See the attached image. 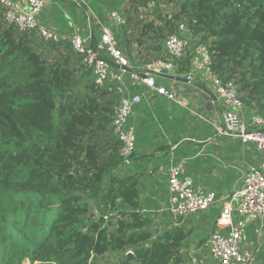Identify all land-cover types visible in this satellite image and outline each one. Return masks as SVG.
<instances>
[{"label":"trees","instance_id":"16d2710c","mask_svg":"<svg viewBox=\"0 0 264 264\" xmlns=\"http://www.w3.org/2000/svg\"><path fill=\"white\" fill-rule=\"evenodd\" d=\"M86 3L96 15L94 44L100 22L111 24L113 10L126 15L127 23L114 30L127 51L133 44L149 46L159 57L178 23H186L208 45L214 72L236 83L248 114L264 118V0ZM163 4L172 6L169 13ZM191 56L181 61L179 74L191 69ZM143 90L131 86L132 93ZM118 99L113 84L97 85L70 43L19 31L4 19L0 4V264H109L111 254L119 255L118 264H183V249L193 241L201 245L204 233L217 229L220 209L212 207L203 212L208 225L197 231L187 228L188 216L154 234L155 214L144 212L142 197L157 177L166 186L156 172L170 158L134 155L129 167H120L121 143L112 130ZM200 123L199 140L216 134L214 125ZM249 147L246 152L257 151L253 143ZM206 161L204 173L215 167L212 156ZM203 162L188 161V172L195 176L189 168ZM254 222L248 232L256 241ZM257 260L264 264V242Z\"/></svg>","mask_w":264,"mask_h":264},{"label":"built area","instance_id":"2783aa9c","mask_svg":"<svg viewBox=\"0 0 264 264\" xmlns=\"http://www.w3.org/2000/svg\"><path fill=\"white\" fill-rule=\"evenodd\" d=\"M48 2L0 0L3 17L9 24L21 32H36L46 41L70 43L82 57L83 63L92 69L97 85L115 86L119 99L113 109L112 130L121 143L120 167L123 169L133 163L136 152L137 128L130 120L136 108L151 92L166 97L170 102H179L177 89L160 83L159 78L164 75L182 76L178 73L181 61L191 51V69L183 76L193 82L196 73H203L216 89L224 107L222 121L215 127L216 134L213 136L234 138L242 147L253 143L260 160L252 163L242 182L225 195H219L215 189H206L190 175L187 160L160 164L156 173L164 178L169 195L166 200L159 202L160 207L156 211L181 219L218 207L220 215L217 229L200 246L193 245L192 249L186 251L187 246L182 254L184 251L187 253L190 264H209L200 253H208L215 264H257L259 249L264 242V118L255 113L248 114L236 83L223 81L214 72L208 45L200 42L186 23L180 22L177 31L165 40L161 56L135 66L119 47L114 30L127 23L122 11L113 10L110 13L111 24L100 22L101 38L94 44L90 34L83 35L79 31L64 34L42 23L40 15ZM194 41L197 43L194 44ZM127 75L131 79L130 83L126 81ZM131 86L143 87L144 90L132 93ZM255 219L258 222L256 241L250 239L247 225L242 223L243 220ZM126 254L133 255V251L128 250Z\"/></svg>","mask_w":264,"mask_h":264},{"label":"crops","instance_id":"0c3cea01","mask_svg":"<svg viewBox=\"0 0 264 264\" xmlns=\"http://www.w3.org/2000/svg\"><path fill=\"white\" fill-rule=\"evenodd\" d=\"M83 1L85 4L78 3L75 0H49L40 15V21L52 28L58 29L64 34L79 31L83 35H91L96 15L86 3V1L90 2L91 0ZM133 47L135 50L137 49V52L138 50L141 52L145 50L144 47H137L136 44H133L131 46L132 49L129 51L125 50V48L121 49L128 57H131L129 53L133 52ZM144 61L146 60L144 59L140 62L139 60L131 59L132 65L135 66L145 64ZM186 73L179 76L180 78H184L183 80H174L168 77L159 78L160 83L173 86L177 89L179 102H170L166 97L151 92L147 94V98L136 108V114L132 120L137 128L135 157L137 159L141 158L142 155H149L158 159L168 157L170 160L167 163H163L166 165H169L171 162L178 163L181 160H187L188 162L195 157H201L204 159L203 165L196 168L197 165L195 164L189 168V171L195 175L193 177L206 189H215L217 192L219 189L220 194L229 193L236 185L242 182L250 165L257 163V156L259 159V155L254 150H247L246 152V149L250 147H242L241 143L234 138H217L213 136L209 140L207 139L209 138L208 136L199 140V137H202L204 134L199 129L202 125L200 121L209 122L214 127L220 125L224 107L221 100L218 99L216 89L212 87V84L203 73H196L193 82L185 79L183 75ZM188 83H192L194 87L188 88ZM202 87L205 89H202ZM206 90L214 93L216 98L212 97L211 93ZM162 120L165 122L164 124ZM192 133L193 135H191ZM177 138L180 139L177 141ZM189 152H191L190 156H188ZM211 156L214 158L213 164L215 167L211 172L205 171L204 173V169H206L204 164L208 163L206 158ZM190 163L192 161L188 165ZM158 176L160 177V175ZM227 177L234 178L233 180L226 181ZM154 180L155 178L152 181ZM159 181L157 177L156 181H154L155 183H151L150 188H148L146 194L142 197L143 207L147 211L151 208H156L157 204L164 199V195H160V191L163 190V185L165 184ZM151 195H153V199L150 200L147 196ZM158 216L163 217L157 214ZM204 216L205 214L203 213L193 216L191 220L186 222L187 228L197 231L199 226L208 225L209 222L204 220ZM164 220V224L168 225L167 223L170 221L165 218ZM184 220L185 218L178 219L173 224L182 223ZM242 223L247 225L248 231L251 225H255L253 220H243ZM212 232L209 230L205 232L204 238ZM193 245L200 246L196 245V242L193 241L186 248V251L192 249ZM200 255L204 256L209 264H215L208 253L206 255L200 253ZM183 257L185 258L183 264H190L189 257L185 251Z\"/></svg>","mask_w":264,"mask_h":264},{"label":"rangeland","instance_id":"374dc122","mask_svg":"<svg viewBox=\"0 0 264 264\" xmlns=\"http://www.w3.org/2000/svg\"><path fill=\"white\" fill-rule=\"evenodd\" d=\"M79 3L78 0H75ZM170 7L172 6H169L167 4H163L162 5V8L166 11V12H170ZM153 9V6L146 12L144 13V16L147 18H150V13ZM145 48V47H144ZM191 51H188L187 53H189ZM143 53V54H141ZM129 56H131L134 60H140V59H143L145 58L146 60H150L151 58L155 57V53L151 50H149V46H147V48H145V50L143 52H137V49L135 50V48L133 47V52L132 53H129ZM131 57H129L130 61H131ZM188 88H192L194 87V85L192 83H188ZM136 114V113H135ZM135 114L133 115V118L135 117ZM138 117V116H137ZM167 117V116H165ZM162 119H164V117H162ZM163 124L165 123L163 120H162ZM150 185L151 183L148 185V187L150 188ZM152 187V186H151ZM162 194V196L164 197V200L167 199V195H169L168 193V190H167V187L163 185V190L160 191V195ZM152 197V195H151ZM158 206L156 208H151L150 210H153V211H150L152 212L153 214H155L154 216V219H153V224L151 226V229L153 230L154 234L155 235H158V234H161L163 233L164 229L166 228L167 225L164 224L165 219H167L168 221H170L169 223H167L169 226H171L170 224H173L176 220L178 219H174L173 217H171L168 213H158L156 210L159 209L160 205L157 204ZM157 214L159 215H162L163 217L161 218L160 216L157 217ZM204 214V213H203ZM260 232H261V229H260ZM119 255L117 254H111L110 256V262L109 264H118L119 263ZM172 264V263H171Z\"/></svg>","mask_w":264,"mask_h":264},{"label":"water","instance_id":"95a60500","mask_svg":"<svg viewBox=\"0 0 264 264\" xmlns=\"http://www.w3.org/2000/svg\"><path fill=\"white\" fill-rule=\"evenodd\" d=\"M164 77H168L170 79H174V80H183L184 78H180V77H175V76H171V75H164ZM202 89H205L204 87H202ZM207 91V90H206ZM209 93H211V96L216 98V95L210 91H207ZM131 257V255H129Z\"/></svg>","mask_w":264,"mask_h":264},{"label":"clouds","instance_id":"9594fccd","mask_svg":"<svg viewBox=\"0 0 264 264\" xmlns=\"http://www.w3.org/2000/svg\"><path fill=\"white\" fill-rule=\"evenodd\" d=\"M132 256V255H131ZM130 257V256H129Z\"/></svg>","mask_w":264,"mask_h":264}]
</instances>
